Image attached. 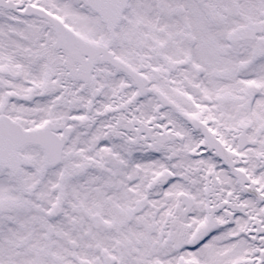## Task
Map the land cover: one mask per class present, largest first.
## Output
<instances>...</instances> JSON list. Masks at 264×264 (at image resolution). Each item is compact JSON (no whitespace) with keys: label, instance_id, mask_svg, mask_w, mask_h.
I'll list each match as a JSON object with an SVG mask.
<instances>
[{"label":"snow or ice","instance_id":"6c2138e0","mask_svg":"<svg viewBox=\"0 0 264 264\" xmlns=\"http://www.w3.org/2000/svg\"><path fill=\"white\" fill-rule=\"evenodd\" d=\"M0 264H264V0H0Z\"/></svg>","mask_w":264,"mask_h":264}]
</instances>
